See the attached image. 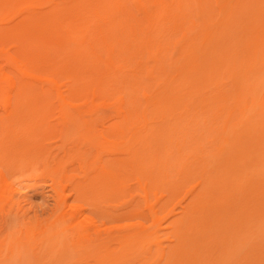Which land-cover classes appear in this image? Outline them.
<instances>
[{"label": "bare ground", "instance_id": "1", "mask_svg": "<svg viewBox=\"0 0 264 264\" xmlns=\"http://www.w3.org/2000/svg\"><path fill=\"white\" fill-rule=\"evenodd\" d=\"M262 68L264 0H0V264H264Z\"/></svg>", "mask_w": 264, "mask_h": 264}, {"label": "rangeland", "instance_id": "2", "mask_svg": "<svg viewBox=\"0 0 264 264\" xmlns=\"http://www.w3.org/2000/svg\"><path fill=\"white\" fill-rule=\"evenodd\" d=\"M262 69H264V68H262ZM260 73L264 74V71H262V72L260 71ZM259 76H261V75L259 74ZM261 78L264 79V75H262ZM261 78H259L260 83H259V80H256L259 83V84L256 83L257 84L256 85V87H257V90H256V101H257V103H259L260 101L261 102L264 101V80H262ZM223 80L226 81L227 79L225 78ZM75 152H76V148H74L73 153H75ZM35 183H33V181H26L23 179L20 182L19 191L17 192V195L14 198V206L17 208V204L20 205V209L22 211L19 209V212L21 211V214H24V216L26 217L27 220H29V219L32 220L35 217H38V218L46 217L48 215V213L50 212L52 205H53V198L51 196L50 190H48L47 185L42 184L41 182H37L36 184ZM182 197H183V193H181L177 198H175V200H173L171 205H170V206L174 205V212L175 213L180 210L179 202L182 200ZM121 201H122V199H119L118 202H116V204H118ZM15 203H16V205H15ZM15 207H13V208L15 209ZM14 211H12V213L9 217V221L13 226H17L19 219L15 218V215L13 214ZM123 223L124 222H121V221L119 222V224H123ZM127 223H129V222H127ZM259 229H260L259 230L260 232L262 230H264V225H261V227ZM259 231H257V232L259 233ZM262 232H264V231H262ZM257 234H256V237L258 238V236L261 233L259 235H257ZM259 238L261 239L262 236ZM260 239H258V240H260ZM242 246L243 247L240 246V250L245 251V248L247 250L251 245H248V243H247V245L244 244ZM247 246H249V247H247ZM249 249L251 250L252 246Z\"/></svg>", "mask_w": 264, "mask_h": 264}]
</instances>
